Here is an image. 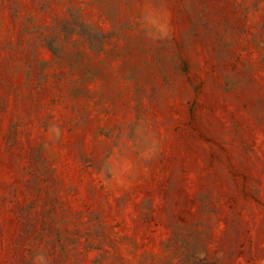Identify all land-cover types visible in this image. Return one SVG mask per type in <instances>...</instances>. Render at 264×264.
Returning <instances> with one entry per match:
<instances>
[{
	"label": "rangeland",
	"instance_id": "obj_1",
	"mask_svg": "<svg viewBox=\"0 0 264 264\" xmlns=\"http://www.w3.org/2000/svg\"><path fill=\"white\" fill-rule=\"evenodd\" d=\"M0 264H264V0H0Z\"/></svg>",
	"mask_w": 264,
	"mask_h": 264
}]
</instances>
